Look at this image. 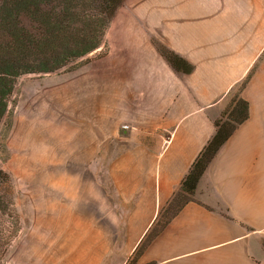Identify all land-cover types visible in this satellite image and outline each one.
<instances>
[{
  "label": "crops",
  "instance_id": "1",
  "mask_svg": "<svg viewBox=\"0 0 264 264\" xmlns=\"http://www.w3.org/2000/svg\"><path fill=\"white\" fill-rule=\"evenodd\" d=\"M141 19L147 48L111 63L109 81L99 77L97 127L75 141L83 149L73 164L87 165L96 186L71 204L97 212L82 264L127 262L249 74L240 91L248 119L137 264H264V0H143ZM151 37L193 71L176 73Z\"/></svg>",
  "mask_w": 264,
  "mask_h": 264
},
{
  "label": "rangeland",
  "instance_id": "2",
  "mask_svg": "<svg viewBox=\"0 0 264 264\" xmlns=\"http://www.w3.org/2000/svg\"><path fill=\"white\" fill-rule=\"evenodd\" d=\"M142 2L125 0L101 46L86 57L54 73L15 80L0 122V169L8 176L2 190L19 217L20 232L1 264H82L90 256L87 243L97 238V212L80 213L71 204L78 189L91 192L96 186L87 165L73 164L83 149L75 141L97 127L99 77L109 81L111 63L131 62L148 46ZM149 42L163 45L154 37ZM90 64L105 68H98L97 75L90 70L85 80L78 72Z\"/></svg>",
  "mask_w": 264,
  "mask_h": 264
},
{
  "label": "trees",
  "instance_id": "3",
  "mask_svg": "<svg viewBox=\"0 0 264 264\" xmlns=\"http://www.w3.org/2000/svg\"><path fill=\"white\" fill-rule=\"evenodd\" d=\"M124 1L0 0V122L6 114L8 99L18 77L54 73L97 50ZM155 49L176 73L193 71L190 63L164 45L155 44ZM249 77L250 74L239 86L236 99H230L215 120L213 136L125 264H137L138 258L171 219L187 203L194 201L195 190L208 165L237 127L249 117L248 103L240 97ZM7 180V174L0 169V264L20 232L19 217L2 190ZM166 217L162 222L161 219Z\"/></svg>",
  "mask_w": 264,
  "mask_h": 264
}]
</instances>
